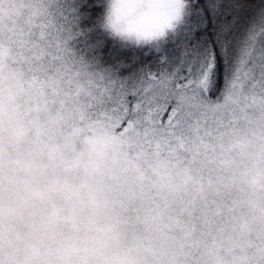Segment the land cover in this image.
<instances>
[{
  "label": "snow or ice",
  "instance_id": "1",
  "mask_svg": "<svg viewBox=\"0 0 264 264\" xmlns=\"http://www.w3.org/2000/svg\"><path fill=\"white\" fill-rule=\"evenodd\" d=\"M0 264H264V0H0Z\"/></svg>",
  "mask_w": 264,
  "mask_h": 264
},
{
  "label": "clouds",
  "instance_id": "2",
  "mask_svg": "<svg viewBox=\"0 0 264 264\" xmlns=\"http://www.w3.org/2000/svg\"><path fill=\"white\" fill-rule=\"evenodd\" d=\"M136 22V18L133 15H126L122 18H117L112 21L106 20V23H110L111 25L120 29H128L130 27H134ZM130 42H134V37L130 39Z\"/></svg>",
  "mask_w": 264,
  "mask_h": 264
}]
</instances>
